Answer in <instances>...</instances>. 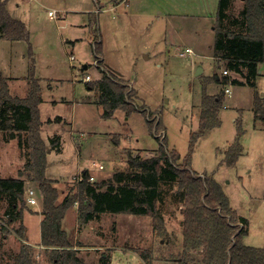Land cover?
Returning a JSON list of instances; mask_svg holds the SVG:
<instances>
[{
    "label": "rangeland",
    "instance_id": "374dc122",
    "mask_svg": "<svg viewBox=\"0 0 264 264\" xmlns=\"http://www.w3.org/2000/svg\"><path fill=\"white\" fill-rule=\"evenodd\" d=\"M244 1L227 0L223 27L231 33L244 31V22L241 17V12L245 7ZM83 2L94 7L93 2L95 0H85ZM60 5H63V2H60ZM54 7L57 10L61 9L57 6ZM49 9L51 8L45 10L34 4L36 22L31 24L29 28L28 43L24 41L12 43L11 45L0 43V76L4 79L0 80V90L5 85L7 98L18 100L28 98L30 89V83L28 82L30 64L28 45H31L35 75L41 78V82H43V103L40 105L39 111V113L41 112V118H51L56 115L70 116L74 113L79 124L78 127L95 128L101 132H118L123 135L129 134L130 131L134 134V137L125 145V148H119V141L122 136L107 134V137L104 138L106 144H104L103 153H96V149L91 152V159H98L105 164L108 163L106 165L107 170L102 171L98 168L93 170L94 173L101 175V177L95 176L96 179L93 183L109 181L115 173L126 171L127 158L130 153L128 148L152 150L158 148L160 143L163 142L166 145L164 147L166 150H174L182 157L178 161L180 164L188 151L190 131H194L192 133L199 132L196 124L199 116L196 119L194 117L192 123L189 122L191 114L189 111L192 103H199L202 92V78H197L194 74L195 71H193L194 73L191 71L193 63L191 64L189 59L179 58L177 52H172V48L171 54L164 52L161 49L163 40L159 36H156L155 45H151L150 49H155L152 53L149 51L151 53L150 59L141 60L139 46L145 45L142 43V39L139 38L140 35L134 31L133 25L129 26L126 33L121 36L116 31V25L113 24L115 21H112L107 14H103L100 32H102L107 63L112 68H119L121 72L125 73V76L134 84L135 89L139 91L147 106L132 96L129 102L134 105L135 111L127 116L125 121V116L119 112L114 114L110 120L102 119L99 112L100 108L93 106L87 108L81 105L73 108V105L68 104L52 105L51 100H56L60 96H68L67 98H69L75 95L77 99H81L85 95L86 87L83 83H75L74 88L68 82L67 85L61 88H55L56 81L51 79L64 77V79L78 81L77 78L71 76V68L74 67V73L75 70H79L80 59L83 56H92V48L91 44L90 46L83 45L81 51L75 48L73 50L75 60L70 61L68 58L71 55V48L64 47L58 36V26L61 25L62 13L59 10V12L53 10L58 14V18L50 19L47 15ZM97 24H99V21L95 18L94 27L91 28L92 32L97 28ZM112 32H115V35ZM91 35L93 36L92 42L95 39L97 40L96 33ZM39 47L43 49L38 50ZM136 53H138V56H135ZM200 59L195 58L192 62L201 61L203 64L207 62L209 68L214 69L215 74L220 77L224 76L222 73L223 69H226L224 62L223 65L222 63L217 65L210 57ZM92 61L93 57L88 60V73L83 74V77L91 75L92 81H96L99 79L100 72L92 66ZM209 68H205L204 77L212 74L213 70L211 71ZM9 74L24 77L8 79L5 76ZM227 77H232V73L229 72ZM44 80H48V82H44ZM123 83L127 85L126 82ZM229 86L232 92L229 96L225 95L224 105L226 107L222 108L220 113L222 124L219 128L205 131V135L199 138L192 153L191 168L193 172L200 176H203V174L213 175V178L224 188V192L230 198L234 209L241 216L249 219L248 226L239 224V228L246 229L247 227L249 229L248 238L245 240L246 244L264 247V195H261L258 191L257 194L250 192V186L260 191L264 190L262 174H257L246 184L247 190H244L238 180L233 177L232 170L224 166L218 167L219 158L215 155L216 148H224L231 134L233 132L238 133L237 130H233L234 124L232 122L236 109L243 110L248 117L251 116L249 112L252 90L240 88L231 82ZM215 89H219V86H215ZM209 91L211 92L210 88ZM194 93H196L195 97L192 95ZM96 99L97 93L95 92L94 100ZM200 111L199 108L194 107L193 113L200 115ZM147 121L152 126L160 121L161 127L153 133V127L149 129ZM57 126L59 125H53L51 128L55 130ZM50 132L51 130L42 132L45 141H47V135ZM4 134V131H0V135ZM154 134H162V140L155 138ZM16 136L17 133H14L12 140L9 142H3L0 139V178L9 176L17 178L20 172H26L25 166L30 161V148L27 141L29 137L27 132H22L19 137ZM19 139L21 146L18 144ZM62 140L64 152L60 158L61 162L51 156L48 170V177L50 178H54L60 173L68 177L62 179L59 188L57 187L61 192L60 199L75 192V186L77 185V180H75L77 176H71L77 168L71 138L63 134ZM115 140L117 144H114ZM83 159L85 160L86 157H83ZM31 189L35 190L38 198L40 193L36 185L32 184ZM177 190L176 181L164 180L159 184L160 196L157 208L163 219L164 233L159 234L153 231L151 218L148 216L138 217L124 213L119 215L104 214L99 222H92L91 230L96 234V238H90L86 243V245L101 247V251L86 249V251H79V256L85 262H88L86 264H102L99 258L100 254H109L110 247L116 246L134 252L135 249L142 250L146 256V261L142 259L141 255L137 254L146 264H178L177 260L181 257L183 250L181 231L183 193L178 194ZM75 204L78 208V203ZM35 206L30 205L31 208H35ZM9 210V198L0 194V264H16L18 255H24L26 251L30 264H53L49 253L45 249L31 247L26 251L23 250L26 243L18 233L21 225L7 223V212ZM22 233L25 234L24 228ZM81 241H84V239ZM192 256L197 260L195 264H200L201 255L198 252H192Z\"/></svg>",
    "mask_w": 264,
    "mask_h": 264
},
{
    "label": "trees",
    "instance_id": "16d2710c",
    "mask_svg": "<svg viewBox=\"0 0 264 264\" xmlns=\"http://www.w3.org/2000/svg\"><path fill=\"white\" fill-rule=\"evenodd\" d=\"M244 2L245 7L241 12L244 31L231 33L223 27L227 0H219L213 25V60L217 65L224 62L226 71L242 75L247 85L253 88L257 65L264 62V0ZM5 5V1L0 0V37L28 43L29 35L25 25L12 18ZM96 52L101 55V42L97 44ZM28 59V98H7L5 85L0 90V131H4L6 136L11 138L14 133L19 137L22 132H27L30 161L25 166L27 173L20 172L17 178H0V194L9 198L7 223L11 224L21 218V210L26 205L23 195L26 179L36 185L42 199L41 245L49 253L53 264H85L77 256V251L73 249L74 246L61 227L66 212L75 203H78L79 224L98 218L103 213H130L150 217L153 231L164 233L163 219L157 208L159 184L164 180L176 181L178 194L183 193V250L177 260L178 264H195L197 260L192 256V252L201 255L200 264H264V249L243 244L246 230L239 228V224L246 226L247 221L230 206L221 186L212 177L204 174L200 176L191 168V156L200 133L220 124L218 112L222 105L221 93L216 96L203 94L199 132L190 134L188 151L180 164L179 154L174 150H166V145L162 142L154 157L129 155L126 171L115 173L109 181L89 183L85 171L81 175L82 180L75 186V192L59 201L60 192L53 185L55 182L45 175L48 150L40 135L42 122L39 105L42 97L39 81L34 76L31 45H28ZM242 69H246V74L242 73ZM1 79L3 78L0 76ZM228 82V77H223L222 83ZM88 86L97 93L95 102L103 109L102 117H110L115 109H122L127 114L135 111L134 105L129 102L133 90L117 76L102 73L98 82ZM253 111L255 119L264 123V99L256 92L253 94ZM147 123L149 129H152L151 123ZM160 127L159 121L156 129ZM237 128L241 131L240 124ZM18 144L21 146L20 139ZM58 145V137L50 140L52 148H57ZM241 149L239 140L235 139L224 152L223 163L227 167H234ZM22 230L23 227L20 226L18 233L24 240ZM30 248L23 246L25 251ZM135 252L146 261L142 250L135 249ZM24 253L18 255L16 264H30L27 251ZM100 261L102 264H109V257L101 258Z\"/></svg>",
    "mask_w": 264,
    "mask_h": 264
},
{
    "label": "crops",
    "instance_id": "0c3cea01",
    "mask_svg": "<svg viewBox=\"0 0 264 264\" xmlns=\"http://www.w3.org/2000/svg\"><path fill=\"white\" fill-rule=\"evenodd\" d=\"M5 1V7L9 15L21 21L28 32L29 35V28L31 24L36 22V16L34 12V4L38 5L42 9L51 8L47 11L56 10L57 12L61 11L62 15L60 18L61 25L58 26V36L60 38V42L63 44L64 47L71 48V55L68 58L70 61L75 60V55L73 50L78 48L80 51L83 45L90 46L93 35L98 36L101 39V56L103 58V66L106 68L109 74L117 76L121 81L126 82L127 85L133 90L132 95L135 97L136 100H139L140 103L145 104L144 99L142 98L141 94L138 90L135 89L134 84L125 76L123 71L121 72L119 68H112L105 58L104 52V45L102 39V32H100V23L102 21L101 18L103 14H107L108 17L115 21L113 24L116 25V31L122 36L126 33L129 26L133 25L134 31L140 35L139 38L142 39V43L145 46H139L140 50V59L141 60H148L150 59V54L155 49H150L151 45H155L156 36H159L163 40L161 44V49L164 52H172L176 53L179 58L189 59L191 62L192 73L195 71V76L197 78H202V92L200 95L199 103H192L191 110L189 111L190 117L189 122L192 123L193 118H197L195 113H193L194 107H197L201 110V100L202 96L205 93L208 96H216L218 94H222V102L221 107L218 112V119H219V126L214 127L209 130H203L200 133V136L205 135V131H210L216 128H219L222 124V120L220 117L221 109L225 108V95L231 94V89L229 83L235 81L234 85H237L240 88H248L252 90L251 94V103H250V115H246L243 110L236 109L235 116L232 118L233 122V130H237L238 133H232L231 137L226 143V146L222 149L215 150L216 157L219 158L218 167H227L223 163L224 159V152L228 148V146L235 140L238 139L241 145V154L238 157L234 167H227L228 169L232 170V175L234 178L238 180L241 188L244 190L246 189V184L250 182L257 174H262V179L264 178V123L260 120H256L254 117L253 111V94L254 92L258 93L259 96L264 99V62L259 63L257 65V77L254 79V87L251 88L247 85L245 78L238 74L228 70V73H232V77H228L229 82L227 84L222 83L223 76L220 77L215 74L214 69L209 68V64L205 62V64L199 62H192L195 58L202 59L205 57H210L213 60V49H214V41H215V32L213 31V25L215 23L216 13L218 9L219 0H95L93 2V6L90 4H85V0H2ZM60 2H63V5H60ZM28 3V5H26ZM86 5V6H85ZM60 7L61 9H54L55 7ZM96 15V16H95ZM56 19L58 18V14H56ZM50 18V19H55ZM95 18L98 19L99 24H97V28L91 31V28L94 27ZM106 21L108 22V18L106 17ZM136 23V24H135ZM102 24V23H101ZM137 25V26H136ZM64 31V32H63ZM79 34V35H77ZM115 35V32H112ZM23 42L22 40L17 41H10L0 37V43L6 44L9 43H18ZM25 42V41H24ZM90 48V47H89ZM43 48L39 47L38 50H42ZM190 49L191 53L186 54L184 56H180L181 52ZM90 50V49H89ZM151 53H150V52ZM161 54V53H160ZM171 54V53H170ZM169 54V55H170ZM166 56L167 58L169 57ZM138 56V53L135 54ZM92 56L82 57L79 63L80 69L75 70L73 72V66L71 68V76L77 78L78 81L71 80V79H64V77L51 79L55 80L56 83L54 84L55 88H61L68 84V82L75 88V83H83L86 87L85 95L81 97V99H77L75 95L67 98L68 96H60L56 100H51L52 105L57 104H68L75 106H83V107H96L100 108V117L105 120H110L113 118L114 114L118 112L125 116V121L127 120V114L122 109H115L110 117L104 118L102 117V110L101 106L97 104L94 100L95 98V90L89 88L88 85L95 84L98 82L102 75L100 74L99 79L96 81L85 82L82 80L83 74L88 73L87 70L89 68L88 60L91 59ZM200 59V60H201ZM138 60V59H137ZM214 61V60H213ZM223 65V62H221ZM220 63V64H221ZM209 68V70H213L211 75L203 76L205 72V66ZM205 68H204V67ZM225 70V69H223ZM246 69H242V73L246 74ZM35 78L39 81L40 90H41V97H42V83L41 78L34 74ZM91 76V75H90ZM215 76V78H214ZM8 79H15L17 77H24V76H14L9 74L5 76ZM26 77V76H25ZM214 78V79H213ZM46 79V78H44ZM49 80V78H48ZM48 80H44V82H48ZM89 83V84H88ZM215 86H219V89H215ZM222 86V88H221ZM209 88L211 92L209 91ZM225 88L229 89L228 93H225ZM91 93V94H90ZM93 94V95H92ZM194 97L196 93L192 94ZM94 96V97H93ZM141 96V97H140ZM43 103V97L42 102ZM40 104V105H41ZM39 105V111H40ZM147 106V105H146ZM198 110V109H196ZM72 112L74 110H71ZM77 111V110H75ZM188 118V117H187ZM40 120L42 122V126L40 129L41 138L48 150L46 155V171L45 175L49 180L54 181L53 185L59 188L60 182L62 179H67L68 177L65 176L63 173L58 174L54 178L48 177V170H49V158L53 156L58 162H61L60 158L63 155V134L68 135L71 138V146L74 149V158L77 165L76 172L73 173V176H81L85 171L87 172L88 176L94 177L95 176L101 177L100 174L94 173L93 170H107V164L98 159H91V152L96 149V153L102 154V150L106 144L104 138L107 137V134L119 135L122 136L119 141V148H125V145L129 142L130 139L134 137L132 132H128L129 134L123 135L119 134L118 132L109 133V132H101L95 128H81L78 127V121L74 113L70 116H62L56 115L51 118H41L40 112ZM197 129L199 124V118H197ZM240 124L241 131L238 130L237 126ZM57 126V129L53 130L51 126ZM47 130H51V132L47 135V141H45L42 137V132ZM128 130V129H127ZM194 132L190 131L189 135ZM17 137V136H16ZM58 137L59 145L57 148H52L50 146V140ZM78 137V138H77ZM197 139V141L199 140ZM0 139L3 142H9L12 140L10 136L0 135ZM196 141V143H197ZM114 144H117L116 140ZM195 143V146H196ZM126 148H128L126 146ZM130 156H141L142 158H151L156 155L157 149H145V148H128ZM194 152V151H193ZM142 153V154H141ZM83 157H86L84 160ZM179 160L182 157L179 155ZM184 158V157H183ZM192 158V156H191ZM84 160V161H83ZM61 164V163H59ZM109 171V170H108ZM111 173V171H110ZM106 175V174H104ZM213 178V175H209ZM7 178H15L13 176H9ZM214 179V178H213ZM215 180V179H214ZM216 181V180H215ZM217 182V181H216ZM219 184V182H217ZM33 182L30 180L25 181L24 184V191L32 188ZM35 185V184H34ZM221 186V184H219ZM57 188V189H58ZM223 192L224 188L221 186ZM257 191L260 192L261 195H264V190L260 191L256 188H252L250 186V192L252 194H257ZM38 192V191H37ZM225 193V192H224ZM24 195V194H23ZM61 195V192H60ZM226 195V193H225ZM67 196V195H66ZM65 196V197H66ZM227 196V195H226ZM64 197V198H65ZM63 198V199H64ZM230 206H232L230 198L227 196ZM60 199L59 201H62ZM264 200V197H263ZM21 210V208H20ZM42 210V199L41 195L38 196V203L36 204L35 208H31L30 205H25V207L21 210V218L14 221L13 223L20 224L24 228V242L25 245L35 248L45 249L41 245V230L40 224L43 219V215L41 214ZM78 208L76 204L71 207L65 214L62 222L61 227L62 230L67 234L71 244L74 246L73 249L77 251V256H79V251H101V247H94L93 245H86L87 241L90 238H96V234L92 232V222L97 223L100 221L101 217L104 214H111V215H119L122 213H103L98 216V218L89 220L88 222L80 225L78 222ZM236 213L244 218L249 224V219L241 216L236 209H234ZM132 216H136L130 213ZM141 217V216H138ZM86 226V228H85ZM248 226V225H247ZM246 234L242 239L244 245L249 246L246 244L245 240H247L249 235V229L246 227ZM23 232V230H22ZM84 239V241H81ZM82 242V243H81ZM254 248H261L264 249L262 246H250ZM109 257V264H146L140 258V256L131 250H125L121 247H110L109 254L102 253L100 254L99 258H106ZM83 260V258H81ZM84 261V260H83ZM84 263H88L85 262Z\"/></svg>",
    "mask_w": 264,
    "mask_h": 264
},
{
    "label": "built area",
    "instance_id": "2783aa9c",
    "mask_svg": "<svg viewBox=\"0 0 264 264\" xmlns=\"http://www.w3.org/2000/svg\"><path fill=\"white\" fill-rule=\"evenodd\" d=\"M48 16L50 18H55L56 17V12L51 10V11L48 12ZM100 42H101L100 38L97 37V40L95 39V41H93L91 43L92 57H93L92 66L95 67L100 72L101 75H102V73H105L107 76H110V74L108 73V71L106 70V68L102 64V62H103L102 56L96 52V46ZM185 53L189 54V53H191V50L187 49L184 52H181L179 55L182 57V56L185 55ZM222 73H223L224 76L228 75V71H226V70H223ZM82 80L85 81V82H89V81H91V77L89 75H86V76H84L82 78ZM224 91H225V93H228L229 89L225 88ZM155 130H156V124L153 126V133H154ZM154 136H155V138H160L161 140L163 138L162 134H159V135H155L154 134ZM75 180H77V182L81 181L82 180V176H77L75 178ZM87 181L89 183H93L95 180H94V177L88 176ZM24 195H25V201H26V203L28 205H36L37 204L38 198H37V193L35 192L34 189H28V190L24 191Z\"/></svg>",
    "mask_w": 264,
    "mask_h": 264
}]
</instances>
